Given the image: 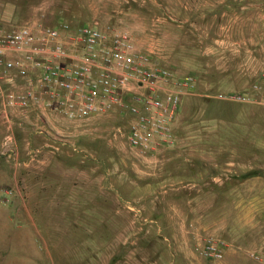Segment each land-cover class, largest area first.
Here are the masks:
<instances>
[{
  "label": "rangeland",
  "instance_id": "obj_1",
  "mask_svg": "<svg viewBox=\"0 0 264 264\" xmlns=\"http://www.w3.org/2000/svg\"><path fill=\"white\" fill-rule=\"evenodd\" d=\"M33 22L125 32L196 88L172 145L148 156L126 144V110L0 119V231L27 202L46 264H259L247 252L264 246V109L209 96L264 72V0H0V29ZM209 236L219 260L199 253Z\"/></svg>",
  "mask_w": 264,
  "mask_h": 264
},
{
  "label": "built area",
  "instance_id": "obj_2",
  "mask_svg": "<svg viewBox=\"0 0 264 264\" xmlns=\"http://www.w3.org/2000/svg\"><path fill=\"white\" fill-rule=\"evenodd\" d=\"M195 88L192 76L176 77L150 64L125 32L41 22L0 29V119L7 127L14 113H52L77 123L126 110L128 148L139 156L153 155L172 145L181 100ZM209 98L264 108V72L244 91H218ZM224 248L209 236L199 253L219 260ZM247 255L264 264V246Z\"/></svg>",
  "mask_w": 264,
  "mask_h": 264
},
{
  "label": "crops",
  "instance_id": "obj_3",
  "mask_svg": "<svg viewBox=\"0 0 264 264\" xmlns=\"http://www.w3.org/2000/svg\"><path fill=\"white\" fill-rule=\"evenodd\" d=\"M259 108L256 107L254 110H259ZM211 178H218V176L214 175ZM21 206L25 213L18 212L16 209L13 216L15 228L5 232L0 231L1 245L2 243L8 244V248L0 247V264H46L49 260L46 248H38L35 244L36 238L41 239L42 236L34 225L36 216L28 213L31 204L25 202ZM3 238L7 240L3 241Z\"/></svg>",
  "mask_w": 264,
  "mask_h": 264
}]
</instances>
